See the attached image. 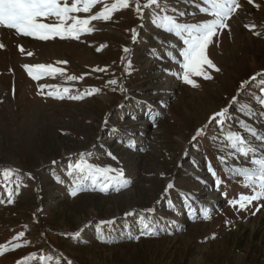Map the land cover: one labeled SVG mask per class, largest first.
<instances>
[{
  "label": "rangeland",
  "instance_id": "374dc122",
  "mask_svg": "<svg viewBox=\"0 0 264 264\" xmlns=\"http://www.w3.org/2000/svg\"><path fill=\"white\" fill-rule=\"evenodd\" d=\"M119 2L98 0L77 15ZM238 2L205 52L219 71L204 64L211 79L190 75L199 87L175 75L183 70L182 39L154 25L151 13L141 18L134 0L107 21H91L79 39L43 40L0 25V264H264V198L245 209L228 203L251 194L228 169L256 167L249 159L264 153L232 155L215 122L192 139L233 96L257 115L233 110L232 130L250 139L244 120L264 130L254 99L264 84V0ZM205 6L168 0L181 23L211 19ZM80 153L92 165L122 169L130 183L119 191L84 183L72 195L67 165ZM147 208L161 220L156 235H128L124 222L109 234L91 229Z\"/></svg>",
  "mask_w": 264,
  "mask_h": 264
},
{
  "label": "snow or ice",
  "instance_id": "6c2138e0",
  "mask_svg": "<svg viewBox=\"0 0 264 264\" xmlns=\"http://www.w3.org/2000/svg\"><path fill=\"white\" fill-rule=\"evenodd\" d=\"M97 2L98 0H72V3L69 4L68 0H0V25L6 26L9 29H16L25 35L39 37L43 40L57 36L64 38L66 35L79 39V34L93 30L89 27L91 21H107L118 7L128 8L130 6L129 0H120L119 4L113 3L111 7L105 5L101 11L94 15L84 18L77 15L81 12H91L92 7ZM251 2L252 0H249V3ZM134 3L135 11L141 18L151 13L154 25L182 39L185 46L180 51V55L183 57L181 64L183 70L175 73V75L188 85L199 87L198 83L190 78L191 73L203 76L205 79H211V76L202 70L204 64L219 71L207 55H205V52L213 37L216 36L218 29L228 28V24L225 21L229 20L232 14L241 7L238 0H204L207 6L201 8L200 11L209 14L212 18L192 24L179 22V16H182L183 13H179L178 16L175 8L172 9V14H169L168 0H145L143 3L141 0H134ZM69 21L71 23H68ZM250 27H254V25ZM256 34L259 35V33ZM2 46L0 45V47ZM21 51H23L22 48ZM36 67L47 70L44 65ZM29 71H31L30 67ZM52 71L60 70L52 69ZM72 79H75V77ZM250 80H255V77H251ZM110 83H115V81H110ZM248 84L249 81H243L241 89ZM254 99L261 108H264V84L260 86L259 94ZM237 105L238 107L234 109V106ZM233 110L244 113L249 118L257 115L250 105L241 103L237 96H233L227 106L221 108L218 112H213L209 116L207 123L196 130V135L192 139L195 140L200 135L205 134L208 127L215 122L219 130L218 139L228 142V146L233 150L232 155L239 152V154L247 157L250 152L257 154L264 153V130L249 126L247 120L240 121V123L244 124V131L250 137V139H245L241 132L232 130ZM260 116L264 117V112H261ZM154 119L155 117H153ZM87 155L85 153L78 154L79 158L76 162H73L71 158L68 160L67 175L72 178V195H75L77 191L84 190V183H90L93 188L99 187L101 191H108L112 188L119 191L120 187L127 186L130 183L125 178L122 169L101 168L100 166L92 165L88 163ZM108 155L111 156L112 154L109 152ZM219 159L223 163L227 160V156H221ZM56 163L55 160L52 161L53 165H56ZM248 164L256 165V167L235 166L228 169L230 175L241 176L244 186L251 189L250 195L241 193L237 199L228 201L232 207L238 206L239 209L247 208L248 205L252 204L253 200L264 198V157L250 158ZM10 171L11 169H6L5 175ZM29 175L31 174L29 173ZM213 175H216L214 171ZM19 187L20 185L17 184V189ZM173 187L174 185L170 183L166 187L165 193L169 192ZM224 195L227 196V193H224ZM8 200L9 202H13V193L11 191L8 194ZM140 211L148 214L140 215L137 218L136 222L140 225L141 235L158 234V227L161 222L155 220L151 215L155 209L147 208ZM200 211L203 213L206 209L202 208ZM124 215L125 217L136 216L137 210L133 209ZM114 223L115 218L111 221H100L101 225ZM125 228H130V225H125ZM22 235L23 233L19 234V236ZM136 238L139 239V236ZM17 264H21V262H17Z\"/></svg>",
  "mask_w": 264,
  "mask_h": 264
},
{
  "label": "trees",
  "instance_id": "16d2710c",
  "mask_svg": "<svg viewBox=\"0 0 264 264\" xmlns=\"http://www.w3.org/2000/svg\"><path fill=\"white\" fill-rule=\"evenodd\" d=\"M140 215H148L147 213H140L138 214V216H128V217H124V218H121V217H115V223L114 224H104V225H101L100 224V221L97 222V225L91 227L92 230H94V233H97V235L99 234H103V233H111L115 230H119L120 228V224L118 223H121V222H124L125 225H130V228H128L127 232L128 235H133V230H136L137 234L140 235V225H135L134 227L131 225V221L133 220V222L137 221V218L140 216ZM152 217L157 220V221H161L160 218L156 217L154 213L151 214ZM181 215V214H179ZM178 216V215H177ZM131 217V218H130ZM179 217V216H178ZM130 218V219H129ZM113 219V218H112ZM112 219H109V220H105V221H111ZM167 223H173L172 220H167ZM132 231V232H131Z\"/></svg>",
  "mask_w": 264,
  "mask_h": 264
}]
</instances>
